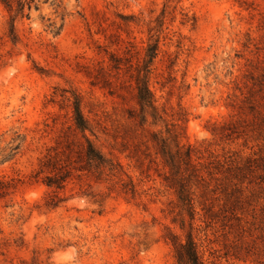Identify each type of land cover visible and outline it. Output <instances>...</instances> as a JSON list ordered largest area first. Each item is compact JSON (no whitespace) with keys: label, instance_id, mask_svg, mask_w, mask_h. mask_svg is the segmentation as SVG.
<instances>
[{"label":"rangeland","instance_id":"rangeland-1","mask_svg":"<svg viewBox=\"0 0 264 264\" xmlns=\"http://www.w3.org/2000/svg\"><path fill=\"white\" fill-rule=\"evenodd\" d=\"M15 23L0 5V264H177L169 233L192 227L205 264H264V0H41ZM159 41L141 125L135 77ZM120 164L54 190L33 176L74 135L71 97ZM70 99V100H69ZM192 146L193 213L169 186L153 133ZM107 174V173H106ZM182 224L185 229L182 230Z\"/></svg>","mask_w":264,"mask_h":264},{"label":"trees","instance_id":"trees-1","mask_svg":"<svg viewBox=\"0 0 264 264\" xmlns=\"http://www.w3.org/2000/svg\"><path fill=\"white\" fill-rule=\"evenodd\" d=\"M41 0H0V5L10 15L9 37L12 42H17L15 23L18 19H30L33 9L39 10ZM159 41H154L148 49V60L144 62L143 68L138 71L135 77L136 99L139 106V118L141 125H145L148 118L154 122L162 120L159 108L156 104L155 95L152 92L149 82L151 66L157 57ZM70 100V99H69ZM72 121L75 134L66 135L63 141L57 143L56 147L47 150L42 158L39 169L33 176L34 179L40 178L43 185L54 190L47 206L56 208L64 199L58 193L66 189L68 182L78 174H87L102 180L104 175H116L120 173L121 166L112 159H108L96 146L92 137L95 136L89 121L84 116L81 108V98L78 94L72 93L71 97ZM169 137H163L158 133H153V140L158 147V153L162 156L165 166L170 171V177L166 180L169 186L177 189L179 200L183 207H188L193 213L192 197V178L198 176V169L193 164V147L182 145L180 134L168 131ZM14 141L16 144L9 148H0V165L12 161L20 152L24 139L17 136ZM107 173V174H106ZM18 182L14 180H4L0 178V200L5 199L16 191ZM185 229L184 224L181 227ZM190 231L186 240H181L173 233L168 234V240L172 244L177 264H205L203 256L199 251L193 233Z\"/></svg>","mask_w":264,"mask_h":264}]
</instances>
